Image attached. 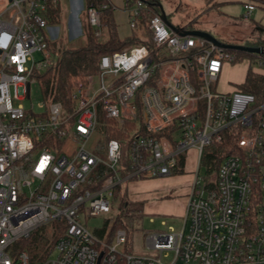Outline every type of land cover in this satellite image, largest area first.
Wrapping results in <instances>:
<instances>
[{
  "label": "built area",
  "instance_id": "1",
  "mask_svg": "<svg viewBox=\"0 0 264 264\" xmlns=\"http://www.w3.org/2000/svg\"><path fill=\"white\" fill-rule=\"evenodd\" d=\"M85 2L86 21L102 37V13L116 6ZM245 8L248 17L255 5ZM124 9L132 29L148 16L153 48L141 43L102 55L99 72L74 88L73 108L45 99L36 112L22 101L54 61L52 17L60 0H0V264H264V93L258 100L241 88L213 89L225 62L241 50L180 35L145 0H125ZM254 54L260 67L254 71L264 73V53ZM113 130L124 137L106 139ZM226 132L238 135L236 151L210 180L215 192L206 194L207 181L196 179L183 228L146 235L159 256L125 251V228L108 240L113 220L87 227L113 211L118 186L175 174L189 149L201 165L205 148ZM99 164L110 174L88 187ZM59 227L44 258L33 260L17 245L38 228L51 237Z\"/></svg>",
  "mask_w": 264,
  "mask_h": 264
},
{
  "label": "rangeland",
  "instance_id": "2",
  "mask_svg": "<svg viewBox=\"0 0 264 264\" xmlns=\"http://www.w3.org/2000/svg\"><path fill=\"white\" fill-rule=\"evenodd\" d=\"M116 6L114 17L117 23L119 36L126 38L133 32L143 35L141 27L132 29L130 26L129 13L124 9L125 0H111ZM162 4L167 12L170 21L180 27L193 25L197 28H208L212 34L221 42L229 44L248 45L260 38H264V29L257 28L258 24L264 26V8L257 6L256 10L248 17L240 1L228 2L223 7L206 8L204 0H162ZM230 13L234 19H227L223 14ZM242 15V16H241ZM244 15V16H243ZM87 19L85 0H60V14L57 22L53 24L56 35L52 36L51 51H60L64 47H77L87 40L85 22ZM104 36L101 40L107 39V30L104 28ZM35 58H41L39 52L35 53ZM259 70L258 58L249 55L240 56L234 62L226 61L223 71L217 81V86L213 89L221 92H232L239 88V84L246 79L248 71ZM44 72V70H42ZM45 102V96L41 83L36 80L31 86V96L22 101L27 108L34 104V110L40 112V104ZM99 136L96 135L90 141V146ZM211 151L207 147L205 152ZM186 164L183 172L185 180L176 182L168 177L146 178L136 180L137 184L122 186L127 188L129 193L127 199L138 202V207L142 209L143 216L133 227H128L129 241L125 246V251L139 255H157L160 253L147 246L146 235L151 231H167L171 227L175 230L183 228L185 223V213L183 201L190 186L191 180L198 179L199 185L203 184L207 177L206 166L199 165L194 149H189L185 153ZM178 174V173H176ZM215 175L213 174L212 177ZM208 194V192H206ZM120 196L114 200V209L109 214H102L87 221V227L91 230L106 227L107 221L115 220L119 214ZM111 227V225H110ZM123 227V226H120ZM124 228V227H123ZM126 229V228H125ZM115 233L107 237L112 240ZM48 237V236H47ZM54 236L48 237L53 239ZM56 255V253L54 254ZM173 253L164 256V262L168 263L173 258ZM178 264H181L180 262Z\"/></svg>",
  "mask_w": 264,
  "mask_h": 264
},
{
  "label": "trees",
  "instance_id": "3",
  "mask_svg": "<svg viewBox=\"0 0 264 264\" xmlns=\"http://www.w3.org/2000/svg\"><path fill=\"white\" fill-rule=\"evenodd\" d=\"M90 1L92 0H87V3ZM95 1L97 3L107 2V0ZM129 1L134 3L137 0ZM145 1L154 13L160 12L158 4L160 2L162 3V0ZM207 4L216 5V2L213 3V0H207ZM114 10L113 7H109L102 13V21L105 24L104 28L107 30L108 36L106 40H101L105 33L102 37H97L95 34L96 29L86 21L84 25L87 32V40L84 44L77 47H64L61 48L60 51L53 50V63L44 72L36 74L42 85L44 96L47 101H60L67 108L71 109L73 108L72 93L74 88L80 82H84L89 75H95L99 72V62L102 55L113 53L117 50H123L141 43L147 44L149 47L153 48L150 32L147 29L148 16L146 14H144L140 22L143 35L140 36L133 32L128 37L122 38L118 33ZM58 17L59 13H55L52 17V21L54 23L57 22ZM146 36L147 38L144 39L143 37ZM248 45L261 46L264 48V38L258 39L255 42H250ZM243 55H249L253 58L256 56L254 53L239 51V56ZM239 88L254 93L258 100H261L264 93V73L250 69L245 81L239 85ZM102 118L109 122L111 121L106 119L105 116ZM112 137L122 138L124 137V134L122 131H108L106 139ZM237 138V134L234 135L232 132H226L222 141H217L207 146L211 147V151L206 153L205 150L207 147L204 150L201 165L204 164L206 166V189L209 195L216 190V184L210 180L213 178V174L215 175L219 169L223 158L229 153L236 151ZM183 165L184 159L182 158L180 160V166L182 167ZM174 172L175 174H179L183 172V168L176 169ZM109 174V169L105 165L99 164L90 175L87 186L91 188L99 187L103 179ZM128 193L129 190L127 188L123 190L121 186H118L114 191L115 201L121 194L119 202L120 211L111 224L110 235L115 233L118 228L124 227L127 230L128 227H133L134 223L143 216L141 207H138V202H132L126 198ZM108 224L109 221H107L106 227L109 226ZM96 232L98 235L102 236L104 229ZM61 233L62 228L59 227L53 234V239H50L45 235L44 228H38L29 238L19 240L17 245L20 248L27 250L33 260L44 258L53 250ZM129 235L130 233L128 231V236Z\"/></svg>",
  "mask_w": 264,
  "mask_h": 264
},
{
  "label": "water",
  "instance_id": "4",
  "mask_svg": "<svg viewBox=\"0 0 264 264\" xmlns=\"http://www.w3.org/2000/svg\"><path fill=\"white\" fill-rule=\"evenodd\" d=\"M160 8V14L163 20L166 22V24L173 29L174 31L178 32L180 35H195V36H200L204 37L214 43H216L219 46L228 48V49H236V50H241V51H246L250 53H264V48L261 46H251V45H239V44H229V43H224L218 40L212 33L200 29H185L184 27L177 26L173 24L170 19L167 16V12L163 6V4L160 2L158 4Z\"/></svg>",
  "mask_w": 264,
  "mask_h": 264
},
{
  "label": "crops",
  "instance_id": "5",
  "mask_svg": "<svg viewBox=\"0 0 264 264\" xmlns=\"http://www.w3.org/2000/svg\"><path fill=\"white\" fill-rule=\"evenodd\" d=\"M205 1V6L206 8H213V7H223L226 3L228 2H235V1H240L241 3H243L244 5V10L246 11V13L248 12V10L245 8V3H253L255 5V9L251 10L249 12V15L250 13L254 12L256 10V7L259 5L261 6L262 8H264V0H213V3L216 2V5H213V4H210L208 5L207 4V0H204ZM225 17H227V19H234L233 16L228 13V12H224L223 14ZM242 16V15H241ZM244 16V15H243ZM185 29H200V30H204V31H208L210 33H212L208 28H197V27H194L193 25H186V26H183ZM257 28L259 29H264V26L261 25L260 23L258 24ZM261 39V38H260ZM242 84V83H241ZM240 85V84H239ZM196 155H197V152L195 151ZM197 160H198V157H197ZM168 178L167 179H173L174 181L176 182H179V181H183L187 178H185V175H179V174H173L171 176H167ZM195 179L191 180V183H190V186L188 188V191L186 192L185 196H184V201H183V210H184V213H186V210H187V204H188V200H189V196H190V193L192 191V185L194 183ZM141 182V181H140ZM140 182L138 181H134L131 183V185L135 184L137 186V184H139Z\"/></svg>",
  "mask_w": 264,
  "mask_h": 264
}]
</instances>
